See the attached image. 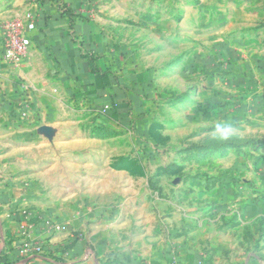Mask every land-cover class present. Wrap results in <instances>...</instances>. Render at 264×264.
I'll use <instances>...</instances> for the list:
<instances>
[{
    "label": "crops",
    "instance_id": "obj_1",
    "mask_svg": "<svg viewBox=\"0 0 264 264\" xmlns=\"http://www.w3.org/2000/svg\"><path fill=\"white\" fill-rule=\"evenodd\" d=\"M130 3L0 0V264H264V158L254 167L223 156L211 162L204 157L213 147L208 139L178 151L202 154L197 173L188 176L184 164L172 161L148 177L141 160L125 154L104 159L82 131L68 128L80 114L123 125L136 114L147 116L141 95L147 82L139 78L144 61L132 63L146 56L124 46L125 23L103 15L131 10ZM194 5L204 16L213 5L240 0H149L139 10L191 25L187 12ZM250 6L264 13V0ZM9 22L30 39L16 63L2 56ZM156 27V51L166 38L193 39L190 28ZM167 136L158 135L160 147ZM255 144L253 150L262 145ZM214 146L218 155L227 147ZM170 165L179 167L168 172ZM38 180L48 188L41 200L57 202V210L40 213L32 204L36 197L19 196V186ZM22 224L29 225L27 237ZM25 244L36 249L24 252Z\"/></svg>",
    "mask_w": 264,
    "mask_h": 264
},
{
    "label": "rangeland",
    "instance_id": "obj_2",
    "mask_svg": "<svg viewBox=\"0 0 264 264\" xmlns=\"http://www.w3.org/2000/svg\"><path fill=\"white\" fill-rule=\"evenodd\" d=\"M130 4L131 10L113 9L103 15L120 27L125 23L124 46L146 56L132 59V63L144 61L139 78L140 82H147L141 94L148 101L147 116L136 114L129 124L123 125L113 119L111 123H95L80 114L75 120L72 118L68 128L82 131L85 139L92 141V148H99L104 154V159L110 154H125L130 160H141L148 177L157 165L172 161L184 164L188 176L197 173L202 163L197 159L202 154L178 151L201 146L208 139L213 147L204 157H212L211 162L223 156L222 161L254 167L255 160L264 158V13L250 9L253 0H240V5H213L204 16H199L200 6L194 5L195 8L188 9L187 17L192 22L187 25L181 19L172 23L171 19L156 18L154 12L146 15L139 8L148 5L149 0H131ZM157 23H163L165 30L190 28L189 39H193L171 42L166 38L162 49L156 51L160 46L156 39ZM175 51L180 56L175 57ZM187 51L192 54L187 56ZM164 62L168 65H161ZM28 102L23 104L24 108ZM20 117H26L25 111ZM218 119L232 121L235 132L228 141L236 145H227L219 155L213 153L217 149L214 144L223 141L212 133ZM148 131L157 137H150ZM164 134L168 135V143L160 147L157 139ZM255 143L262 145L253 150ZM37 182L35 186H19V196L36 197L32 204L40 213L50 207L57 210V202L41 200L42 192L48 188L40 180ZM28 233L24 236L20 232L24 237Z\"/></svg>",
    "mask_w": 264,
    "mask_h": 264
},
{
    "label": "built area",
    "instance_id": "obj_3",
    "mask_svg": "<svg viewBox=\"0 0 264 264\" xmlns=\"http://www.w3.org/2000/svg\"><path fill=\"white\" fill-rule=\"evenodd\" d=\"M34 25L29 23L26 29H32ZM30 45V39L24 32V28L15 22H9L4 27V34L2 40V56L4 59L16 63L25 54L27 47ZM55 228L59 226L55 225ZM22 235H27L29 232V225L22 224L20 226ZM36 249V246H28L25 244L24 252H31Z\"/></svg>",
    "mask_w": 264,
    "mask_h": 264
},
{
    "label": "clouds",
    "instance_id": "obj_4",
    "mask_svg": "<svg viewBox=\"0 0 264 264\" xmlns=\"http://www.w3.org/2000/svg\"><path fill=\"white\" fill-rule=\"evenodd\" d=\"M235 132V127L229 119H218L214 122L212 133L213 136L221 141L229 140Z\"/></svg>",
    "mask_w": 264,
    "mask_h": 264
},
{
    "label": "trees",
    "instance_id": "obj_5",
    "mask_svg": "<svg viewBox=\"0 0 264 264\" xmlns=\"http://www.w3.org/2000/svg\"><path fill=\"white\" fill-rule=\"evenodd\" d=\"M233 141H223V142H221V144L223 143L225 146H227V145H231V144H234L233 146H236L235 145V142L234 143H232ZM211 144H213V143H211ZM167 169H168V172H171L173 169L174 170H176V169H178V167L176 166V165H170V166H168L167 167Z\"/></svg>",
    "mask_w": 264,
    "mask_h": 264
}]
</instances>
